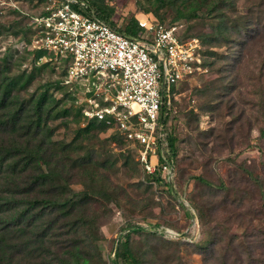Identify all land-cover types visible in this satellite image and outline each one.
Masks as SVG:
<instances>
[{
    "label": "rangeland",
    "instance_id": "374dc122",
    "mask_svg": "<svg viewBox=\"0 0 264 264\" xmlns=\"http://www.w3.org/2000/svg\"><path fill=\"white\" fill-rule=\"evenodd\" d=\"M91 1L106 10L109 21L119 30L140 14L178 25L185 41H198L201 69L179 84L174 96L176 113L167 122V133L174 137L176 147L177 199L165 187L147 185L144 172L135 164V148L111 128L92 130L97 138L83 141L76 146L82 150L70 155L94 153L100 161L107 158L104 151L110 148L112 157L108 160L116 161L115 170L106 173L108 180L96 187L110 195L102 206L93 204L91 208L97 217L98 250L104 264L113 261L120 233L135 231L137 226L151 231L131 232L129 236L134 253L147 264H201L198 248L213 238L221 247L232 238L230 253L234 255L228 257L229 262L238 255L240 246L253 240L259 244L254 257L264 259V0ZM49 2L0 0V61L4 49L10 48V75L34 72L22 94L25 98L51 84L48 97L57 100L56 111L67 109L69 114L64 122L58 114L49 123L54 131L52 139L71 142L78 129L89 122L85 112L99 105L102 97L112 98L118 85L114 77L95 74L66 87L61 84L64 65L53 55L33 64L32 41L20 44L17 39L24 32L29 37L30 17ZM238 52L240 64L234 58ZM81 109L84 117L79 116ZM127 158L129 166L124 168ZM70 173L56 176L64 187V198L85 189L79 184L80 175L73 177L71 173L69 177ZM248 173L262 183L263 192ZM197 177L215 186L223 182L224 187L217 192L208 190L195 180ZM214 194L217 196L212 197ZM252 234L257 236L250 237ZM48 252L35 261L27 258L29 262L16 256L14 263L56 264V250Z\"/></svg>",
    "mask_w": 264,
    "mask_h": 264
},
{
    "label": "trees",
    "instance_id": "16d2710c",
    "mask_svg": "<svg viewBox=\"0 0 264 264\" xmlns=\"http://www.w3.org/2000/svg\"><path fill=\"white\" fill-rule=\"evenodd\" d=\"M85 1L93 14L114 30L127 36L137 34L139 27L135 19L128 21L125 27L119 30L109 21L106 10L91 0ZM155 20L164 25H173ZM32 33L33 31L29 28V37L25 36L24 32L17 39L18 42L30 44ZM182 34L181 32L180 39L185 41L186 38ZM236 48L238 49V46L234 47L233 52ZM11 51L10 48L4 49L0 61V264H19L14 263L16 256H21L24 261L28 259L35 261V259L48 256L50 248L56 250L54 253L56 264H104L98 250L97 217L92 215L91 208L93 204L102 206L109 194V191L99 190L96 187L100 181L108 180L106 173L115 170L116 161L108 160L112 157L110 148L104 151L107 158L100 161L95 159L94 153L85 156L77 155L75 158L70 155L82 150L76 146L83 141H92L97 138L91 133L92 130H104L109 127L102 121L94 118L88 119V124L83 129H78L76 139L73 141H54L52 139L54 131L49 127V123L56 120L58 114H62L59 119L64 122L63 120L69 115L68 110L56 111L57 100L48 97L50 83L44 85L39 95L35 94L34 97L29 98L22 96L34 79V72L22 71L10 75L9 63L13 58ZM32 52L33 64H37L41 57L44 58L49 54L41 50ZM234 58L237 64L241 63L240 52ZM229 59L230 57H227V61ZM67 77L64 66L61 84L73 87L78 79L66 81L69 79ZM178 91V86H171L169 104L164 94L161 107L163 131L165 132L161 147L166 159L175 167V180L172 183H166L159 168L153 174H145L147 185L165 187L175 199L180 197L177 189L176 147L174 137L167 133V122L176 113L174 96ZM109 104L110 99L102 97L98 106L104 107ZM84 112L85 110L81 109L79 116H83ZM67 126L68 124H65V127ZM114 132L124 142H127L118 131ZM128 159L123 163L124 168L129 166ZM159 163H163L161 158H159ZM135 164L141 168L137 159ZM68 171L73 174V177L80 175L81 183L79 184L85 189L74 191L64 198L62 196L64 187L61 186L56 176H63L62 174ZM247 175L253 179L259 191L263 192L262 183L258 182L252 174ZM195 180L208 190L213 188L216 192L224 187L223 182L215 186L201 177ZM70 184L76 183L71 182ZM111 195H113L112 191ZM200 219H202L201 216ZM131 232L148 234L151 231L137 226L135 231ZM131 232L127 231L122 233L123 235L120 233L117 237L113 252L114 259L111 264H147L142 257L134 253L129 239ZM152 233L155 234V232ZM252 236H257V234H252L250 237ZM231 239L224 247L220 246L219 240L213 238L203 247L198 248L199 255L202 257L201 264H215L216 262L217 264H264V259L255 258V250L259 245L256 240L245 242L243 246H240L238 255H235L229 262L228 257L234 255L230 253L233 250ZM222 252L223 257L220 259Z\"/></svg>",
    "mask_w": 264,
    "mask_h": 264
},
{
    "label": "built area",
    "instance_id": "2783aa9c",
    "mask_svg": "<svg viewBox=\"0 0 264 264\" xmlns=\"http://www.w3.org/2000/svg\"><path fill=\"white\" fill-rule=\"evenodd\" d=\"M139 30L127 36L96 17L85 0H50L30 17L32 50L60 60L70 79L111 76L118 89L110 104L85 112L118 131L136 150L146 175L160 169L166 183L176 170L163 152L162 101L171 86L199 72L198 41L180 39V27L164 25L149 15L135 19ZM159 158L163 163H159Z\"/></svg>",
    "mask_w": 264,
    "mask_h": 264
}]
</instances>
